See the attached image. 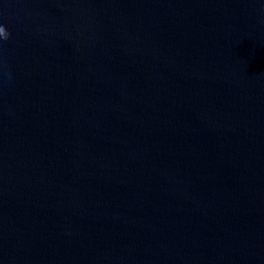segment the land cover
I'll return each mask as SVG.
<instances>
[{
  "label": "water",
  "instance_id": "obj_1",
  "mask_svg": "<svg viewBox=\"0 0 264 264\" xmlns=\"http://www.w3.org/2000/svg\"><path fill=\"white\" fill-rule=\"evenodd\" d=\"M0 264H264V0H0Z\"/></svg>",
  "mask_w": 264,
  "mask_h": 264
},
{
  "label": "clouds",
  "instance_id": "obj_2",
  "mask_svg": "<svg viewBox=\"0 0 264 264\" xmlns=\"http://www.w3.org/2000/svg\"><path fill=\"white\" fill-rule=\"evenodd\" d=\"M9 33L7 32L6 28L0 26V39L7 40L9 38Z\"/></svg>",
  "mask_w": 264,
  "mask_h": 264
}]
</instances>
